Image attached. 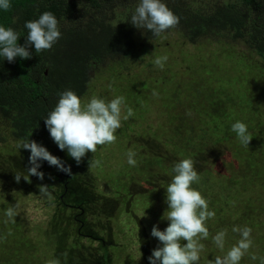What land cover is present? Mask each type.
I'll list each match as a JSON object with an SVG mask.
<instances>
[{
    "label": "trees",
    "instance_id": "trees-1",
    "mask_svg": "<svg viewBox=\"0 0 264 264\" xmlns=\"http://www.w3.org/2000/svg\"><path fill=\"white\" fill-rule=\"evenodd\" d=\"M139 2L140 0H11L10 10H0V26L16 30L20 35L17 42L20 46L24 45L28 34L24 26L26 21L38 19L45 11L52 12L59 21L61 38L50 50L35 52L34 47L30 46L31 59L16 57L12 63L0 56V130L7 133L0 131V134H6L17 145L20 141L28 139L37 142L53 156L62 160L65 166H70L73 176L70 177L59 171L46 161H38L41 164L38 171L49 170V176H44L43 180L30 176L27 181L22 178L17 183L15 176H21L20 172H27L31 167L30 151L21 148L18 157L23 156V158L13 156L11 159L13 168L9 183L13 187L0 180V188L10 186L11 192H14L15 188L18 192L14 193L21 194L29 188L30 191L35 190L38 183H41V186L47 185L48 178H52L54 185L47 186L54 197L56 207L53 213L57 216H51L49 219L46 234L49 235L48 246H53L51 250H54L51 258H59L61 264H108L109 248L116 245L110 233L106 232L110 230V225L109 222L106 224L102 221L103 217L110 218L109 210L115 205L122 204L127 207V199L135 194L136 189L117 187L116 193L110 197L97 193L94 187L95 178L89 170L91 161L99 160L97 153L86 154L85 157L90 158H83L79 165L74 159L66 160L64 151H61L50 137L44 119L56 106L59 93L72 90L82 98L88 91L93 73L99 67L109 69L112 66L134 63L137 61L136 52L140 47L144 48L149 42L158 38L147 29H137L131 25V16ZM163 2L180 18L179 25L164 34H177L190 44L209 40L225 45L241 46L247 53L255 55L264 66V0H163ZM166 55L171 58L170 55ZM164 72L158 70L155 76L145 74L144 80L132 79L140 82H132L129 79L127 82L139 86L147 84L156 90L167 92L170 103H165L167 109L165 114L175 128L173 131L177 135L181 134L183 130L181 125L185 119L184 128L187 127L188 133H192L189 142L196 144L191 147L202 149L198 137L202 138L204 136L202 134L206 133L207 121L201 122L200 117L207 116V119L208 117L212 119L217 113L215 112L217 106L223 105L224 102L221 100L220 104L217 97L213 98L214 94L211 95L214 100H202L200 88H193L192 80L189 86L183 85L184 92H182L183 90L179 89L182 79L177 80L179 75L175 77L174 70H171L169 71L171 76L166 78ZM189 98L194 99L193 105L187 103ZM151 100L154 101L153 95ZM210 111H214V114H209ZM225 119L222 117L220 120L208 122L211 126L209 131L210 134L218 132L221 140L232 142L229 131L236 121L225 124ZM174 121L176 123L173 124ZM219 121L220 123L217 124ZM197 130L198 136L194 135ZM138 141L139 139H135L134 143ZM151 143L148 141L147 146ZM141 150L143 151L144 148ZM154 151L145 153L146 159L144 153L142 154L144 163L151 165L148 163L153 162L151 159H154L157 163L165 162V167L168 168L166 157L155 154ZM200 152H195V157L191 158L202 176L201 183L194 187L204 195L208 191L205 177L209 170L206 169L208 160L203 166L198 165L197 155ZM208 152L213 151L208 149ZM245 156H238V159L246 162ZM255 157L257 161L252 160L253 165L257 167L258 164V167L253 172L259 176L264 164L260 158ZM171 158L173 159V156ZM4 161L3 157H0V163ZM99 168L100 165L95 167L97 172ZM148 172L149 169L146 167L145 175H148ZM260 178L252 179V184L264 187V182L262 183ZM148 194L151 196L152 191L150 190ZM102 208L107 211L101 210ZM65 210L68 211L67 214ZM245 212L246 218L248 211ZM4 217H7L5 212L4 216L0 217V238L6 237L0 239V246L2 245L0 264H46L47 260L35 262V253L39 246L30 236V231L29 234L26 231L24 220L16 215L13 223L8 218L3 219ZM17 219L21 225L18 224ZM253 219L255 218H246L250 226ZM54 232L63 233H58L56 237L52 234ZM102 234H105L108 240L101 237ZM138 236L143 244L144 254L149 255L146 234L141 228ZM82 240L96 242V245H88ZM64 253H67L66 257Z\"/></svg>",
    "mask_w": 264,
    "mask_h": 264
},
{
    "label": "rangeland",
    "instance_id": "rangeland-1",
    "mask_svg": "<svg viewBox=\"0 0 264 264\" xmlns=\"http://www.w3.org/2000/svg\"><path fill=\"white\" fill-rule=\"evenodd\" d=\"M136 55L137 61L129 62L126 66H112L109 69L99 67L92 75L87 93L81 98L84 102L92 96L110 101L116 96H124L127 107L132 108L134 112L129 119H122L121 127L116 132L115 143L97 146L95 153L101 162L99 172L95 167L89 168L95 178L94 187L101 195L110 197L116 193L117 187L136 189L135 194L128 197L127 207L122 204L115 205L109 210L111 217H103L102 221L106 224L109 222L110 225V230L106 232L110 233L116 245L109 248L108 264H149L148 258L152 251L162 246L151 236V229L155 225L163 231L169 223L166 189L174 175L172 168L182 159L195 157L194 153L198 151H201L197 155L199 161L197 163L200 167L208 160L206 169L209 172L206 177L204 176L208 191L203 196L208 198L209 210L215 212V216L206 221L209 237L200 241L204 244V249L200 253L198 264H208L209 260L214 261L217 256L226 255L240 239V234L232 231L233 227L237 226L250 227L253 241L252 247L239 264H252V261L253 264H261V258H264V187L252 184V179L261 177L262 183L264 182V166L257 176L253 170L258 164L254 163L257 165L255 167L252 160L257 161L255 157L257 156L264 164V66L255 55L247 53L241 46L225 45L209 40L190 44L173 33L164 34L149 42L144 48L140 47ZM165 55L168 59L164 68L160 69L154 64V60ZM158 70H164L166 78L171 76L169 71L174 70L173 75L175 77L179 75L177 80L182 79L179 88L183 90L182 92H184L183 85L189 86L192 80V87L200 88L202 100H214L212 94H214L213 98L217 97L218 102L223 100V105L217 106L215 109L217 113L212 119L209 117L207 119V116L200 117L201 122L207 121L206 133L202 134L204 135L202 138L198 137L202 149L191 147L196 144L189 142L192 133H188L187 127L184 128L185 119L181 125L182 133L177 135L173 131L175 128L165 114L167 110L165 103H170L167 92L156 90L147 84L139 86L132 83L135 81L132 79L144 80L145 74L155 76ZM128 79L132 81L129 84ZM138 80L135 82H140ZM154 91L158 95L154 96ZM152 95L154 101L151 100ZM187 103L193 105L194 99H187ZM126 110L122 108V116L126 114ZM182 113L185 115L184 112ZM204 114L206 115L205 112ZM209 114L213 115L214 111H210ZM222 117L226 118L225 124L241 121L247 125L248 132L253 138L248 147L240 143L232 128L229 131L232 142L221 140L218 132L210 134L211 126L208 122L220 120ZM219 123L220 121L217 124ZM226 130L228 132V128ZM6 134H0V157L5 160L0 163V180L10 184L9 177L13 168L11 159L13 156L18 157L20 152L17 143ZM197 134H199L198 130L194 135L198 136ZM135 139H139L136 144ZM145 139L152 143L147 146L148 141ZM205 147L206 151H204ZM141 148L144 150L142 151ZM129 149L137 153L138 163L134 167L127 163L126 153ZM150 149L155 150V154L166 157L169 167H165V162L157 163L154 159H151L153 162L148 163L151 165H146L145 153L151 151ZM208 149L213 152H208ZM64 153L66 160L72 159L66 150ZM143 153L144 159L141 157ZM246 154L253 155L247 157ZM238 156H245L247 161L241 162ZM18 158L21 159L23 156ZM88 158L90 157H84V159ZM146 167L149 169L148 175L144 173ZM160 167L165 169L160 170ZM41 172L45 177L50 173L49 170L43 169ZM20 173L21 179L27 177V172ZM47 185H54L52 178H48ZM40 186L41 183H38L35 190L30 191L29 188L21 194L14 193L18 192L15 188L14 192H11L10 186L0 188V217L4 216L5 209L10 205L16 206L17 215L24 220L26 231H30V236L39 246L35 253V262L46 261L52 257L54 250H51L53 246H48L49 235L46 233L49 219L51 216H57L53 213L56 203L53 201L51 190H48L50 195H44L39 190ZM150 190L151 196L148 194ZM101 210L107 211L105 208ZM245 211H248L246 218H255L250 223L251 226L244 217ZM65 213L67 214L68 211L65 210ZM17 221L21 225L18 219ZM140 228L146 234L149 255L144 254L143 244L139 241ZM224 229H227V235L224 249L221 250L212 238ZM58 233L63 232L52 234L57 237ZM101 237L108 240L105 234ZM82 241L88 245H96V242ZM253 255L257 259L253 260L251 258Z\"/></svg>",
    "mask_w": 264,
    "mask_h": 264
},
{
    "label": "clouds",
    "instance_id": "clouds-1",
    "mask_svg": "<svg viewBox=\"0 0 264 264\" xmlns=\"http://www.w3.org/2000/svg\"><path fill=\"white\" fill-rule=\"evenodd\" d=\"M11 0H0V10L11 9ZM180 18L168 8L163 0H140L131 16V25L137 29H147L154 36H161L170 29L179 25ZM28 30L23 46L18 45L19 33L11 27L0 26V56L9 63L16 57L31 59L29 47H34L35 52L50 50L61 38L59 21L49 11L43 12L38 19L25 22ZM168 57H156L154 64L163 69ZM153 95L158 93L155 91ZM122 108H126V114L122 116ZM190 114V113H189ZM134 115L133 109L127 107L124 96L106 100L105 98L92 96L87 102L72 90L59 93L56 106L44 119V124L50 137L61 151L67 154L79 165L87 153H95L97 146L113 144L117 140L116 132L121 127V121ZM1 131V130H0ZM232 131L237 134L240 143L248 147L253 139L248 132L247 125L236 121L232 125ZM18 149L30 151L27 177L36 176L44 179V173L38 171L41 164L38 161H46L50 166H55L59 171L72 177L70 166L58 157L53 156L45 147L33 140H22L17 145ZM127 163L136 166L137 153L129 149L126 153ZM99 160L91 161L92 167L100 165ZM171 182L166 189L167 221L168 226L159 230L157 226L151 229V236L156 238L160 245L155 248L149 259V264H198L200 253L204 249L202 239L209 237L206 221L215 216V212L209 210L208 201L202 192L194 187L201 183L202 176L195 167L192 158H185L175 163ZM22 176L16 175L19 183ZM49 186L42 185L39 190L44 195H50ZM5 215L10 221L15 222L17 215L16 206L10 205L5 210ZM233 232L240 234V239L233 245L223 257L217 256L208 264H239L248 250L252 247V229L250 227H233ZM11 233L9 232L8 235ZM227 229L219 231L212 239L215 245L223 250ZM0 239H6L2 237ZM186 242V243H185ZM65 257L67 253L63 254ZM257 259L255 255L251 257ZM46 264H61L59 258H51ZM264 264V258H261Z\"/></svg>",
    "mask_w": 264,
    "mask_h": 264
},
{
    "label": "water",
    "instance_id": "water-1",
    "mask_svg": "<svg viewBox=\"0 0 264 264\" xmlns=\"http://www.w3.org/2000/svg\"><path fill=\"white\" fill-rule=\"evenodd\" d=\"M46 73V72H45Z\"/></svg>",
    "mask_w": 264,
    "mask_h": 264
}]
</instances>
